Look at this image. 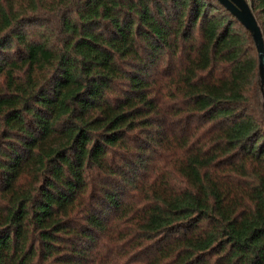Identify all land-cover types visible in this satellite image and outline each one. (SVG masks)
Wrapping results in <instances>:
<instances>
[{"label":"trees","instance_id":"trees-1","mask_svg":"<svg viewBox=\"0 0 264 264\" xmlns=\"http://www.w3.org/2000/svg\"><path fill=\"white\" fill-rule=\"evenodd\" d=\"M258 71L217 0H0V264H264Z\"/></svg>","mask_w":264,"mask_h":264},{"label":"water","instance_id":"water-1","mask_svg":"<svg viewBox=\"0 0 264 264\" xmlns=\"http://www.w3.org/2000/svg\"><path fill=\"white\" fill-rule=\"evenodd\" d=\"M252 34L258 51V84L261 94L264 89V38L250 4L246 0H217Z\"/></svg>","mask_w":264,"mask_h":264},{"label":"rangeland","instance_id":"rangeland-1","mask_svg":"<svg viewBox=\"0 0 264 264\" xmlns=\"http://www.w3.org/2000/svg\"><path fill=\"white\" fill-rule=\"evenodd\" d=\"M247 2L250 3L249 0H247Z\"/></svg>","mask_w":264,"mask_h":264}]
</instances>
